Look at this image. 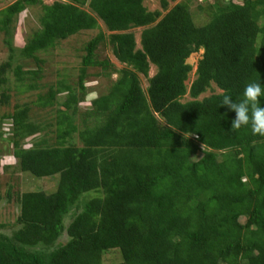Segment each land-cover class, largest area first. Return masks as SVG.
Masks as SVG:
<instances>
[{
  "label": "trees",
  "instance_id": "obj_1",
  "mask_svg": "<svg viewBox=\"0 0 264 264\" xmlns=\"http://www.w3.org/2000/svg\"><path fill=\"white\" fill-rule=\"evenodd\" d=\"M200 1L203 24L166 0L157 11L144 0H15L0 11L2 106L9 75L36 90L42 55L98 20L111 32L84 45L75 86L62 80L37 97L38 109H54L53 123L33 121L28 105L0 118L15 169L57 180L46 193L0 177V264H102L111 251L119 264H264V137L232 129L235 113L222 106L225 95L239 102L248 84L264 83V0ZM34 6L39 29L13 47L10 26ZM105 46L121 69L98 59ZM199 50L187 88V60ZM89 70L116 79L87 102ZM212 85L219 92L203 97ZM2 163L0 176L10 168Z\"/></svg>",
  "mask_w": 264,
  "mask_h": 264
},
{
  "label": "rangeland",
  "instance_id": "obj_2",
  "mask_svg": "<svg viewBox=\"0 0 264 264\" xmlns=\"http://www.w3.org/2000/svg\"><path fill=\"white\" fill-rule=\"evenodd\" d=\"M15 0H0V11L4 10L6 7L11 5ZM161 0H144V6L149 11H157L161 10ZM168 2L167 10H170L176 4H187L190 8L191 14L195 19H198L199 24H203L206 21V15L202 14V11L199 10L200 0H178L174 3L166 0ZM45 5H51L54 2H65V0H42ZM84 10H87L86 7ZM41 16V8L39 6L28 7L25 11L20 13L14 20V23L10 26V28L14 27V42L13 47H22L26 38H28L33 32L37 31L40 27L39 19ZM98 29L92 32L83 33L77 36L70 38L68 41L61 43V45L49 55H42V58L45 60V64L42 67V77L40 81L35 82L38 84L36 90L27 91L25 87L21 89V85L17 84L14 77L9 75L10 79V103L8 106L0 105V118L3 115L11 114L14 106L28 105L31 109V117L33 121L48 124L53 123L51 121V117L54 116V109L49 112H43L35 106L37 101V97L43 95L48 87L56 86L57 83L64 81V84L75 86L77 83V78L80 70V62L81 56L85 53L83 51L84 45L97 33H103L106 37H108L111 32L107 30L106 25L98 20ZM142 29H134L131 30L135 35L136 46L139 45V36ZM3 34L0 33V64L7 60L8 51L5 48L3 43ZM97 56L99 60L107 59L117 70L122 68L111 52V49L108 46L99 47L97 50ZM203 51L199 50L197 53L192 54L187 63L192 66V70L188 76V80L186 82L187 88H189L190 84L195 78L196 65L198 61L201 59ZM94 71L89 70V77L86 79V87L87 93L85 101H91L98 96L101 92H104L110 85L111 81L116 79V76L113 75L108 80L102 77H94L92 74ZM156 73V69L154 67H150L148 78L152 77ZM92 74V75H91ZM91 75V76H90ZM141 87L143 91L147 88V80L142 76L139 77ZM17 87V90H16ZM22 90L21 92L19 90ZM213 89V91H212ZM211 92H219L214 85H212L211 90H208L204 96H208ZM190 98L186 96L183 101H188ZM63 98H58V103L62 102ZM80 111H84V107H79ZM6 128L2 127L0 133H5ZM6 139V140H5ZM8 140L6 135L2 134V138L0 137V160L3 161V165H10L9 169H7L3 176H0L1 179L5 182L10 180L11 183H16L18 189L21 190H47L46 193H53L57 186V180L55 178H46L39 180L38 182L33 181L32 179L21 175L15 169V162L12 158H10L8 154ZM14 162V163H13ZM49 179V180H47ZM34 185V186H33ZM4 202L0 203V212H2V208H4ZM121 262L120 256L117 252L111 251L104 255L102 259V264H119Z\"/></svg>",
  "mask_w": 264,
  "mask_h": 264
},
{
  "label": "clouds",
  "instance_id": "obj_3",
  "mask_svg": "<svg viewBox=\"0 0 264 264\" xmlns=\"http://www.w3.org/2000/svg\"><path fill=\"white\" fill-rule=\"evenodd\" d=\"M264 83L254 82L245 87L243 98L236 102L230 95H225L222 106L235 113L232 129L249 128L253 135L264 137Z\"/></svg>",
  "mask_w": 264,
  "mask_h": 264
}]
</instances>
